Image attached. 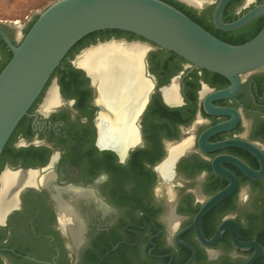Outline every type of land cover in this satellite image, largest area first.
I'll list each match as a JSON object with an SVG mask.
<instances>
[{
  "label": "flooded vegetation",
  "instance_id": "obj_1",
  "mask_svg": "<svg viewBox=\"0 0 264 264\" xmlns=\"http://www.w3.org/2000/svg\"><path fill=\"white\" fill-rule=\"evenodd\" d=\"M165 1L218 37L230 33L214 25L218 0ZM263 1L231 0L223 20ZM0 29L20 43L16 29L2 23ZM1 39L3 64L12 51ZM113 41L148 47L140 75L121 82L120 91L130 93L126 102L105 100L100 83L78 63L86 50ZM138 77L147 83L141 92ZM229 86L226 77L130 32L108 29L80 40L0 156V192L5 173L34 174V182L20 185L11 205L0 208V264H186L194 254L191 264H248L255 250L238 248L232 230L264 247V175L251 178L227 158L257 171L262 160L240 146L216 145L244 141L264 157V67L241 78L235 97L213 100L234 115L209 114L206 102ZM221 123H229L227 130L205 135ZM130 126L133 139L119 143L114 132H130ZM216 168L237 188L203 217L207 241L222 230L208 245L197 234L196 217L232 183ZM78 218L80 242L73 236ZM251 264H264V254Z\"/></svg>",
  "mask_w": 264,
  "mask_h": 264
},
{
  "label": "water",
  "instance_id": "obj_2",
  "mask_svg": "<svg viewBox=\"0 0 264 264\" xmlns=\"http://www.w3.org/2000/svg\"><path fill=\"white\" fill-rule=\"evenodd\" d=\"M230 1L218 0L213 12L216 28L234 32L258 18H264L263 1L236 20L225 22L223 15ZM108 29L133 33L178 54L197 68L226 77L230 86L215 92L206 102V110L212 115H234L233 109L216 106L213 100L235 97L240 89L241 78L264 67V25L251 40L243 44H231L164 0H56L39 13L25 35L21 33L22 26L16 27L21 39L19 44H15L10 35L0 29V36L12 51L11 59L0 72V156L20 121L28 114L70 50L87 35ZM228 127L229 123L218 124L208 129L205 135L211 136ZM228 146H240L259 156L262 160V169L259 171L243 162L227 160L238 165L251 178L264 175V157L253 145L227 140L217 144L216 149ZM216 169L222 176L230 178L232 183L215 194L196 217L197 234L208 245L220 240L222 230L207 241L201 228L203 217L237 188V183L227 171ZM232 233L238 248L255 250L248 264L264 254V247L260 243L240 240L238 227ZM195 257L196 254L186 264H191Z\"/></svg>",
  "mask_w": 264,
  "mask_h": 264
},
{
  "label": "bare ground",
  "instance_id": "obj_3",
  "mask_svg": "<svg viewBox=\"0 0 264 264\" xmlns=\"http://www.w3.org/2000/svg\"><path fill=\"white\" fill-rule=\"evenodd\" d=\"M193 1L203 3L205 0ZM147 48L148 47L146 45H142L139 43L128 45L127 43L125 44L122 42L113 41L86 50L79 57L78 63L90 72L95 81L100 83L103 91V93L101 94L105 100L113 102L114 98L116 97L115 100L123 102L125 101L124 99L129 97L130 93L126 90L125 92L120 91L121 82L123 84H125L126 82H131L135 78V76L137 77L138 75H140L142 71L141 61L143 56L145 55ZM137 79L138 82L137 84H135V86L138 91L141 92V89L146 87L147 83L141 78L139 79V77ZM125 118V121L127 123L129 122L131 116L127 114ZM114 133L119 136V143L122 144L126 143L125 137L128 141L129 139H133V136L135 134L132 126H130V132ZM33 182L34 174H29L28 176L26 174L21 175L12 172L5 173L3 177L4 186L2 191L0 192V208H6L7 205H11L12 200L10 199V197L14 193V190H17L20 185ZM6 196H8L7 198H9V200L7 201L5 200ZM64 211L70 212V210L65 207ZM78 219L79 226L73 231V236L76 242H80L82 236L80 218Z\"/></svg>",
  "mask_w": 264,
  "mask_h": 264
},
{
  "label": "rangeland",
  "instance_id": "obj_4",
  "mask_svg": "<svg viewBox=\"0 0 264 264\" xmlns=\"http://www.w3.org/2000/svg\"><path fill=\"white\" fill-rule=\"evenodd\" d=\"M55 1L56 0H0V23L11 29H16L17 26L27 27L28 29L38 17L39 13ZM8 58L9 55L7 59ZM0 62L2 64L1 59ZM2 65H0V67Z\"/></svg>",
  "mask_w": 264,
  "mask_h": 264
},
{
  "label": "trees",
  "instance_id": "obj_5",
  "mask_svg": "<svg viewBox=\"0 0 264 264\" xmlns=\"http://www.w3.org/2000/svg\"><path fill=\"white\" fill-rule=\"evenodd\" d=\"M171 4L174 5V6H177L173 2H171ZM229 22H231V21H229ZM33 23H32V25H33ZM263 25H264V18L262 17V18H258V20H255V22H253L248 27H245L243 29H240V30L234 31V32L224 33V37H222L223 39L221 37H218L214 33L213 34L215 36H217L218 38H220L221 40L225 41V42H228V43H231V44H243V43L251 40L252 38H254L261 31ZM31 26L27 29V32L29 31V29L31 28ZM1 41H2V43H4V46L7 47V45L5 44V42L3 41V39H1ZM11 57H12V52H10L9 58L0 67V72L3 70V68L9 62V60L11 59Z\"/></svg>",
  "mask_w": 264,
  "mask_h": 264
}]
</instances>
